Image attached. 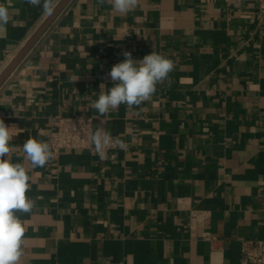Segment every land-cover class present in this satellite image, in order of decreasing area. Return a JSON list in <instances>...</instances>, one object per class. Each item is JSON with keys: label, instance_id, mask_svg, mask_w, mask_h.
<instances>
[{"label": "crops", "instance_id": "0c3cea01", "mask_svg": "<svg viewBox=\"0 0 264 264\" xmlns=\"http://www.w3.org/2000/svg\"><path fill=\"white\" fill-rule=\"evenodd\" d=\"M59 1L0 0V74ZM125 51L174 69L149 100L100 115L91 102ZM78 113L126 147L103 160L65 149L33 168L25 141ZM0 118L34 201L16 213L18 264H245L242 240L264 239V0H138L127 14L70 0L0 86Z\"/></svg>", "mask_w": 264, "mask_h": 264}, {"label": "clouds", "instance_id": "9594fccd", "mask_svg": "<svg viewBox=\"0 0 264 264\" xmlns=\"http://www.w3.org/2000/svg\"><path fill=\"white\" fill-rule=\"evenodd\" d=\"M24 2L34 7L43 4L46 12L50 10V0ZM98 3H108L116 13L127 14L137 7L138 0H98ZM10 19L9 8L0 4V31L6 29ZM123 56L124 60L113 65L107 74L113 86L91 102V108L100 115L109 114L121 104L131 107L149 100L156 91V85L165 81L174 69L172 60L155 52L142 59H134L130 51L123 52ZM11 140V127L0 118V264H18L23 255L25 228L16 213H29L34 206V201L26 196L30 177L25 167L21 163H12L8 158ZM90 140L102 160L105 159V150L113 143L121 149L126 147L124 142L114 139L111 132L102 127L93 132ZM23 152L33 168L44 167L53 158L49 144L35 138L25 141Z\"/></svg>", "mask_w": 264, "mask_h": 264}, {"label": "built area", "instance_id": "2783aa9c", "mask_svg": "<svg viewBox=\"0 0 264 264\" xmlns=\"http://www.w3.org/2000/svg\"><path fill=\"white\" fill-rule=\"evenodd\" d=\"M211 3L224 1L226 3H245L263 0H200ZM94 132V119L87 113L73 115H58L53 121V128L43 140L47 142L53 152V157L59 155L62 150H78L92 148L90 137ZM113 143L108 149L115 147ZM106 149V150H108ZM105 150V151H106ZM212 239L210 236H206ZM242 260L245 264H264V239L246 238L241 242Z\"/></svg>", "mask_w": 264, "mask_h": 264}, {"label": "water", "instance_id": "95a60500", "mask_svg": "<svg viewBox=\"0 0 264 264\" xmlns=\"http://www.w3.org/2000/svg\"><path fill=\"white\" fill-rule=\"evenodd\" d=\"M70 0H60L46 19L41 23V25L36 29L32 36L28 39L25 45L20 49V51L14 56L10 63L5 67V69L0 74V86L8 78V76L13 72V70L20 64L27 53L31 50L37 40L41 35L47 30V28L52 24L56 17L61 13L64 7L68 4Z\"/></svg>", "mask_w": 264, "mask_h": 264}]
</instances>
